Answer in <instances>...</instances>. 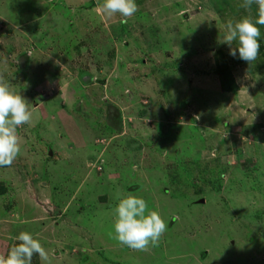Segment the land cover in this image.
Here are the masks:
<instances>
[{"label":"rangeland","instance_id":"374dc122","mask_svg":"<svg viewBox=\"0 0 264 264\" xmlns=\"http://www.w3.org/2000/svg\"><path fill=\"white\" fill-rule=\"evenodd\" d=\"M135 2L121 23L103 0H0V83L31 112L0 167V255L26 231L31 264H264V25L251 63L220 43L257 6ZM127 194L167 226L144 250L114 239Z\"/></svg>","mask_w":264,"mask_h":264},{"label":"clouds","instance_id":"9594fccd","mask_svg":"<svg viewBox=\"0 0 264 264\" xmlns=\"http://www.w3.org/2000/svg\"><path fill=\"white\" fill-rule=\"evenodd\" d=\"M257 6L256 18L242 17L228 21L220 43L229 46V55L245 62L256 60L260 50V27L264 25V0H243L241 7L247 9ZM135 0H103L99 9L102 16L119 14L121 23L137 12ZM235 42V47L232 45ZM31 120L26 99L14 94L4 83H0V167L10 166L20 153L16 133L17 127ZM114 239L122 245L136 250H144L149 244L155 245L166 231V223L155 210H148V203L142 197L127 194L118 197L114 208ZM7 255H0V264H31L34 254L46 261L48 259L41 242L29 232H20Z\"/></svg>","mask_w":264,"mask_h":264},{"label":"trees","instance_id":"16d2710c","mask_svg":"<svg viewBox=\"0 0 264 264\" xmlns=\"http://www.w3.org/2000/svg\"><path fill=\"white\" fill-rule=\"evenodd\" d=\"M224 4L225 5L230 4V6H231V3L228 1L225 2ZM216 54H217V57H216L217 71H216V73L219 76L220 83L222 86V90L224 92H230V93L231 92L236 93V92L240 91L241 90L240 86L235 80V77L232 73V68L230 67V65L226 61L223 51L218 50ZM239 63H245V61L239 60ZM7 167L8 166H3V168H7ZM6 193H7V189L5 188V186L3 184L0 183V196L4 195Z\"/></svg>","mask_w":264,"mask_h":264}]
</instances>
